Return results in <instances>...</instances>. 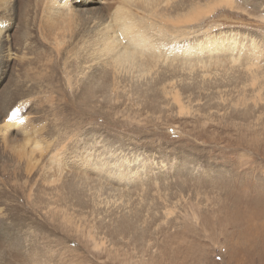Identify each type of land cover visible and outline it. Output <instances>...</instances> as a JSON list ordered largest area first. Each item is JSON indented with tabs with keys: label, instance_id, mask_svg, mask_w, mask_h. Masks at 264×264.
Returning <instances> with one entry per match:
<instances>
[{
	"label": "bare ground",
	"instance_id": "1",
	"mask_svg": "<svg viewBox=\"0 0 264 264\" xmlns=\"http://www.w3.org/2000/svg\"><path fill=\"white\" fill-rule=\"evenodd\" d=\"M235 3L236 0H0V58L16 71L6 82L0 81V173L21 179L28 186L24 205L32 212L36 208L44 212L38 214L44 230H59L61 223L57 222L62 220L66 227L83 232L95 248L103 244L106 236L129 246L143 239L146 231L147 215L139 213L145 186L141 176L145 173L137 176L136 161L117 154L118 147H104L98 135L88 145L80 144L82 152L78 155L79 144L73 142L78 133L68 129L67 123L87 124L102 113L116 112L124 104L135 107L144 103V107L158 112L168 110L170 105L182 114L198 101L199 95L205 98L204 109H241L243 117L255 112L257 103L249 99L258 96L264 86L258 49H253L239 66L210 69L201 63L195 73H178L186 69L185 54L209 58L213 63L242 56L243 45L232 32L218 41L211 37L190 41L184 37L186 28L211 14L215 6L233 8ZM39 45L51 52L42 50L43 54H37L33 49ZM60 58L65 60L62 68L67 69L64 77L69 90L63 96L66 124L58 122L54 111L36 109L29 84V77L34 78L38 69H56ZM68 69H81L79 85L69 87ZM167 71L175 76H160ZM125 75L140 83L127 88ZM33 112L37 115L33 116ZM34 117L40 118L39 122L35 123ZM56 126L62 135L56 133ZM2 179L0 176V253L11 249L16 254L28 243L22 230L35 227L30 225L26 210L20 216ZM104 210L110 213L108 224ZM47 217L49 221L44 220ZM17 224L20 227L12 230ZM106 225L111 228L104 230ZM132 231L138 236H130ZM143 251L138 252L144 255ZM33 261L49 264L51 260ZM0 264L6 262L1 260Z\"/></svg>",
	"mask_w": 264,
	"mask_h": 264
},
{
	"label": "rangeland",
	"instance_id": "2",
	"mask_svg": "<svg viewBox=\"0 0 264 264\" xmlns=\"http://www.w3.org/2000/svg\"><path fill=\"white\" fill-rule=\"evenodd\" d=\"M97 11L106 13L102 9ZM230 32L236 34L239 44L243 45L239 59L213 63L209 58L185 54L186 69L178 73H195L201 69V63L210 69L239 66L255 48L262 54L258 60L264 69V0H236L233 8L217 5L207 17L190 24L184 37L190 41L206 37L218 41L219 37L225 39ZM47 49L39 45L33 50L37 54L44 51L48 54L51 51ZM64 61L60 58L59 66L54 70L38 69L34 78L29 77V84L32 85L36 109L54 111L58 122L66 124L63 96L69 90L64 77L67 69L62 68ZM74 64L73 67L77 68L78 64ZM8 65L0 58V81L6 82L16 72ZM68 70L71 76L69 87L79 85L83 78L81 69ZM160 76L169 78L175 74L167 71L161 72ZM123 78L127 88L140 83L129 75ZM263 87L260 90L254 88L255 92L259 90L258 96L249 101L254 99L257 108L248 117L241 115V109L222 108L218 112L215 108L204 109L205 98L199 95L198 101L182 114H177L170 105L165 112H155L147 106L145 108L144 103L135 107L124 104L116 112L102 113L93 122L80 126L67 123L68 129L78 133L73 139L79 144L78 155L82 152L80 147L88 145L98 135L104 147H118L117 154L136 161L139 167L137 176L145 173L141 176L145 186L141 191L144 194L140 195L142 208L139 211L141 216L147 215L144 217L147 219L144 237L129 246L122 241L125 245L122 246L117 238L106 236L103 244L95 248L83 232L75 231L72 226L66 227L62 220H53L61 223L59 230L52 232L46 227L44 230L38 220V214L44 212L38 208L32 212L24 205L28 186L21 179L0 173L9 187L11 199L16 201L14 204L20 210V216L22 210H26L30 225L35 227L22 230L21 235L28 243L25 248H20V253L4 249L0 259L6 264H32L37 259L40 262L42 259L51 260L49 264H264ZM36 115L33 112V116ZM39 120L33 118L35 123ZM56 133L62 135L57 126ZM104 212L108 224L110 213ZM44 220L49 221L48 217ZM19 227V224L14 225L12 230ZM110 228L106 225L104 230ZM134 233L132 231L129 235L138 236ZM16 236L19 237L20 232ZM142 250H145L144 255L138 252Z\"/></svg>",
	"mask_w": 264,
	"mask_h": 264
},
{
	"label": "snow or ice",
	"instance_id": "3",
	"mask_svg": "<svg viewBox=\"0 0 264 264\" xmlns=\"http://www.w3.org/2000/svg\"><path fill=\"white\" fill-rule=\"evenodd\" d=\"M13 115H15V113H13Z\"/></svg>",
	"mask_w": 264,
	"mask_h": 264
}]
</instances>
